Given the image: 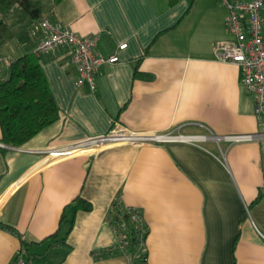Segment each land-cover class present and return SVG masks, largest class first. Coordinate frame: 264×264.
Returning <instances> with one entry per match:
<instances>
[{"label":"crops","instance_id":"0c3cea01","mask_svg":"<svg viewBox=\"0 0 264 264\" xmlns=\"http://www.w3.org/2000/svg\"><path fill=\"white\" fill-rule=\"evenodd\" d=\"M172 1L40 0L41 18L97 33V50L118 60L99 65L91 89L76 84L65 46L37 55L59 117L19 146L2 142L0 129V223L26 242L0 226V264L16 253L27 264H132L105 250L117 242L106 219L116 197L141 211L146 264H264V136L221 137L264 131V118L258 123L240 65L213 54L229 36L220 1ZM10 9L0 16L14 35L0 52L13 59L33 52L41 32H30L35 18L22 8ZM112 121L216 137L112 144L51 162L34 151L102 134ZM77 195L91 208H68L60 221ZM58 225L67 250L50 237Z\"/></svg>","mask_w":264,"mask_h":264},{"label":"built area","instance_id":"2783aa9c","mask_svg":"<svg viewBox=\"0 0 264 264\" xmlns=\"http://www.w3.org/2000/svg\"><path fill=\"white\" fill-rule=\"evenodd\" d=\"M226 10L224 24L229 36L216 40L213 44L214 56L223 61L235 62L241 67V81L251 92L253 97L254 114L258 123L264 118V40L262 36V9L264 0H219ZM32 34L41 32L33 52L40 53L52 51L59 46H65L76 72V84L87 82L91 89L94 88V76L103 62H115L118 55L113 52L103 55L97 50V33L79 34L65 27H54L47 18L32 19L29 22ZM126 42L118 44V49H123ZM12 58L0 52V74L2 69L9 66ZM211 135L201 133H184L178 128L169 132H155L136 130L119 121H112L108 130L95 136L64 144L62 146L47 147L34 150L43 154L44 161H55L80 153H95L112 144H142L164 143L183 141L199 143ZM264 136V131L250 133L225 134L221 137L229 143L259 139ZM20 150L33 151L18 147ZM121 201L120 197L115 198ZM131 212V220L138 224L144 223L139 208L127 205ZM123 228V227H122ZM119 236L124 238L123 231ZM140 251H146L145 244L140 246ZM146 259V257H145ZM6 264H27L20 253H16L12 260Z\"/></svg>","mask_w":264,"mask_h":264},{"label":"trees","instance_id":"16d2710c","mask_svg":"<svg viewBox=\"0 0 264 264\" xmlns=\"http://www.w3.org/2000/svg\"><path fill=\"white\" fill-rule=\"evenodd\" d=\"M61 0H52L56 5ZM173 1L170 0V3ZM21 8L32 18H41L40 0H0V14L8 11L13 5ZM11 27L0 16V47L13 37ZM59 117V108L48 86L47 79L34 52H26L12 59L9 66L2 69L0 74V129L1 141L7 145L19 146L45 126ZM259 189L252 202L262 196ZM122 201L114 199L106 214L109 226L114 231L117 242L105 249L107 252H123L130 256L132 264H146V251L141 252L147 235L145 223L131 220V212ZM72 208L88 210L90 202L79 195L64 205L60 221L66 216V210ZM0 226L20 237V233L13 227L0 223ZM123 227V228H122ZM60 225L50 234L59 245L66 250L69 248L64 237H59ZM125 234L122 238L119 233ZM21 238V237H20ZM23 245L26 242L21 238ZM43 258L41 255H35ZM39 261V259H38Z\"/></svg>","mask_w":264,"mask_h":264},{"label":"rangeland","instance_id":"374dc122","mask_svg":"<svg viewBox=\"0 0 264 264\" xmlns=\"http://www.w3.org/2000/svg\"><path fill=\"white\" fill-rule=\"evenodd\" d=\"M43 1V5L44 6H46V0H42ZM15 8V9H14ZM21 7L19 6V5H14L10 10H13V11H11V12H15L14 10H16V9H19V10H21L20 9ZM169 131H172V130H170V129H166V130H159V131H155V132H169Z\"/></svg>","mask_w":264,"mask_h":264},{"label":"water","instance_id":"95a60500","mask_svg":"<svg viewBox=\"0 0 264 264\" xmlns=\"http://www.w3.org/2000/svg\"><path fill=\"white\" fill-rule=\"evenodd\" d=\"M211 136L216 137L214 134H211Z\"/></svg>","mask_w":264,"mask_h":264}]
</instances>
